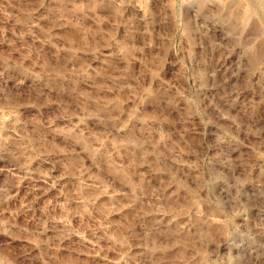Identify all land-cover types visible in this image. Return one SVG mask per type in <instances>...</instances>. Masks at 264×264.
<instances>
[{"label": "rangeland", "instance_id": "obj_1", "mask_svg": "<svg viewBox=\"0 0 264 264\" xmlns=\"http://www.w3.org/2000/svg\"><path fill=\"white\" fill-rule=\"evenodd\" d=\"M0 264H264V0H0Z\"/></svg>", "mask_w": 264, "mask_h": 264}, {"label": "bare ground", "instance_id": "obj_2", "mask_svg": "<svg viewBox=\"0 0 264 264\" xmlns=\"http://www.w3.org/2000/svg\"><path fill=\"white\" fill-rule=\"evenodd\" d=\"M201 1V0H200ZM202 1H204V0H202Z\"/></svg>", "mask_w": 264, "mask_h": 264}]
</instances>
